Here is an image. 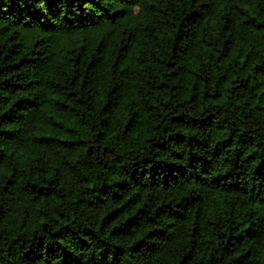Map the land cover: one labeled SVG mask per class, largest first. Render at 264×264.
I'll return each mask as SVG.
<instances>
[{
  "label": "trees",
  "instance_id": "trees-1",
  "mask_svg": "<svg viewBox=\"0 0 264 264\" xmlns=\"http://www.w3.org/2000/svg\"><path fill=\"white\" fill-rule=\"evenodd\" d=\"M0 264H264V0H0Z\"/></svg>",
  "mask_w": 264,
  "mask_h": 264
}]
</instances>
